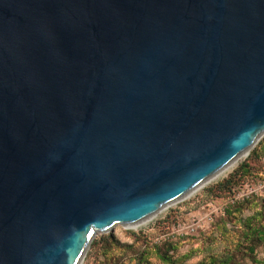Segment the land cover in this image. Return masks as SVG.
<instances>
[{
  "label": "water",
  "instance_id": "water-1",
  "mask_svg": "<svg viewBox=\"0 0 264 264\" xmlns=\"http://www.w3.org/2000/svg\"><path fill=\"white\" fill-rule=\"evenodd\" d=\"M264 138V0H0V264H82Z\"/></svg>",
  "mask_w": 264,
  "mask_h": 264
},
{
  "label": "rangeland",
  "instance_id": "rangeland-1",
  "mask_svg": "<svg viewBox=\"0 0 264 264\" xmlns=\"http://www.w3.org/2000/svg\"><path fill=\"white\" fill-rule=\"evenodd\" d=\"M250 155L226 176L166 208L138 230L118 226L98 235L82 264H203L229 252L231 264L264 261V243L257 244L252 255L248 250L252 242L244 236L246 219L264 204V150L250 177L231 192L217 189ZM241 205L244 212L230 217L228 211Z\"/></svg>",
  "mask_w": 264,
  "mask_h": 264
},
{
  "label": "trees",
  "instance_id": "trees-1",
  "mask_svg": "<svg viewBox=\"0 0 264 264\" xmlns=\"http://www.w3.org/2000/svg\"><path fill=\"white\" fill-rule=\"evenodd\" d=\"M258 148L252 152L250 155V159L243 163L240 168L227 180L220 183V185L217 187V189H221L225 193L227 191L231 192L232 189L240 182L244 181L248 177H250L255 170V164L259 161L261 158L260 153L264 150V138L257 146ZM264 203V201H263ZM244 205H241L239 207H236L232 210L228 211L229 216H236L237 214H242L244 212ZM255 212L253 215L249 216L244 224V227H246L247 232L244 234L246 240L251 241L252 244L249 246L248 250L252 253V255L255 254L256 251V245L260 243H264V204L261 208V210L254 209ZM97 245V240H94L92 244V248ZM233 261V258L231 256V252L225 254V256L221 259L218 258H211V261L209 263H203V264H231ZM254 262L256 264H264V261L254 259Z\"/></svg>",
  "mask_w": 264,
  "mask_h": 264
},
{
  "label": "bare ground",
  "instance_id": "bare-ground-1",
  "mask_svg": "<svg viewBox=\"0 0 264 264\" xmlns=\"http://www.w3.org/2000/svg\"><path fill=\"white\" fill-rule=\"evenodd\" d=\"M245 157H246V156L242 157L237 163H235V164L229 166L228 168H226L224 171H222L221 173H219L217 176H215L213 179H211L207 184H205L204 186L200 187V188L197 189L195 192L201 190L202 188H204L205 186L211 184L212 182H215V181H217V180L223 178L224 176H226L230 171H232V169L236 166V164H238L240 161H242ZM195 192H194V193H195ZM168 207H170V206H168ZM168 207H167V208H168ZM165 209H166V208H165ZM165 209H164V210H165ZM149 221H150V220H149ZM149 221H146V222L141 223V224L134 225V226L129 227V228H130V229H137V230H138L140 227H142L144 224H146V223L149 222Z\"/></svg>",
  "mask_w": 264,
  "mask_h": 264
}]
</instances>
